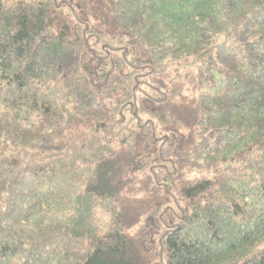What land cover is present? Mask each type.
Here are the masks:
<instances>
[{"label": "trees", "instance_id": "trees-1", "mask_svg": "<svg viewBox=\"0 0 264 264\" xmlns=\"http://www.w3.org/2000/svg\"><path fill=\"white\" fill-rule=\"evenodd\" d=\"M0 264H264V0H0Z\"/></svg>", "mask_w": 264, "mask_h": 264}]
</instances>
